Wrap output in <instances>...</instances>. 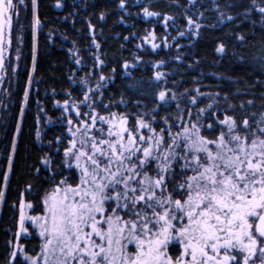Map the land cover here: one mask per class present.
<instances>
[{"label":"snow or ice","instance_id":"snow-or-ice-1","mask_svg":"<svg viewBox=\"0 0 264 264\" xmlns=\"http://www.w3.org/2000/svg\"><path fill=\"white\" fill-rule=\"evenodd\" d=\"M126 4L127 0H119L121 9ZM190 4L194 6L196 0ZM29 8L30 27L37 32L39 0H0V71H4L6 52L12 49L14 26L15 58L20 59L19 45L29 26L21 21V9L27 17ZM216 11L221 23L236 19L218 2ZM252 11L259 12L264 22V0H251V8L240 15L248 18ZM143 13L161 15L147 7ZM104 17L102 12L100 19ZM163 19L166 25L175 20ZM187 25L195 35L202 27L192 17H187ZM143 39L152 42L156 37L153 32ZM237 39L247 42L245 35ZM157 47L153 42L152 48ZM225 50L223 43L216 49ZM254 59L264 66V46ZM95 60L104 64L98 56ZM164 63L154 65L157 70L150 87L166 84L168 73L159 70ZM122 67L131 77L129 70L136 63L125 61ZM32 71H36L35 56ZM115 71L108 77L101 73L94 88L82 80V99L64 102L67 135H57L55 145L59 152V145L65 143L62 164L74 175L61 172L57 179L51 157L42 159L52 177L51 187L39 197V215L29 214L34 210L31 201H19L7 264H264V94L261 109L248 112L246 106L254 107V99L233 104L220 92L205 93L197 87L178 93L165 87L152 94L149 107L144 82L133 77L128 87L139 92L133 105L137 111L115 112L103 102V88L115 78ZM201 97L210 102L200 106ZM23 102L27 105L28 92ZM173 102L175 113L170 111ZM23 115L21 110V119ZM15 152L13 141L2 178L4 190ZM32 187L28 184L26 191ZM4 190H0V205ZM30 227L38 231V251L26 250L20 242L21 235L30 234Z\"/></svg>","mask_w":264,"mask_h":264},{"label":"trees","instance_id":"trees-1","mask_svg":"<svg viewBox=\"0 0 264 264\" xmlns=\"http://www.w3.org/2000/svg\"><path fill=\"white\" fill-rule=\"evenodd\" d=\"M217 2L236 19L221 23ZM57 3L62 6L57 7ZM144 7L161 15L147 17ZM246 8H251V0H196L194 6L190 0H127L123 9L119 7V0H39L41 26L35 34L30 28L31 9L27 17L21 9V21L29 26L25 27L23 42L19 45L20 59L15 58L18 45L14 26L12 49L6 52L4 71L0 72L3 77L0 79V190H4L2 178L7 171L24 93L28 92L20 134L15 139L13 170L4 190V203L0 205V264H7L11 250L9 241L14 240L17 231L19 201L24 199L34 204L29 214H41L39 197L43 190L51 187L52 179L42 159L51 157L57 179L61 172L65 176L74 175L62 164L65 143L59 145L61 151L57 152L55 137L67 135L63 118L68 113L64 112L63 104L66 100L71 103L82 99L85 88L82 80H87L94 88L101 73L108 77L113 75L112 69H116L115 78L103 88V102L115 112L137 111L133 105L139 92L128 87L133 77L144 82L142 88L149 93L145 101L149 107L152 94L159 89L167 87L182 93L198 87L205 93L227 94L233 104L254 99L255 106H246V111L261 109L264 66L254 57L260 55L264 46V22L257 11L250 12L248 18L240 15ZM102 12L105 17L101 20ZM201 12L204 13L202 18L198 16ZM165 16L175 20L166 25ZM187 17L201 23L198 35L189 30ZM153 32L155 41L143 39ZM180 32L185 35L180 36ZM237 35H245L247 42L239 41ZM153 42L159 47L153 49ZM220 43L225 45L224 53L216 51ZM33 56L35 72L32 71ZM97 56L104 61L102 66L97 64ZM178 56L181 59H176ZM134 57H139V61ZM125 61L136 63V67L129 70L131 77L122 67ZM160 61L165 63L159 70L168 73L166 84L153 83L150 87L149 82L157 70L154 65ZM29 77L32 79L30 87ZM121 99L124 103H120ZM208 102L200 98V106ZM97 110L104 114L99 107ZM81 111L87 109L81 108ZM170 111L175 113L174 102ZM164 114L162 111L161 115ZM236 114H241L239 109ZM72 118L76 119L74 113ZM37 168L39 173L35 171ZM28 184L33 186L31 192L26 191ZM29 233L21 235L20 242L26 250L38 251L41 243L38 232L30 227ZM18 259L23 261L22 256Z\"/></svg>","mask_w":264,"mask_h":264},{"label":"rangeland","instance_id":"rangeland-1","mask_svg":"<svg viewBox=\"0 0 264 264\" xmlns=\"http://www.w3.org/2000/svg\"><path fill=\"white\" fill-rule=\"evenodd\" d=\"M31 28V27H30ZM33 32H34V30H33ZM34 34H35V32H34ZM26 105L23 103V108H22V110L24 109V107H25ZM21 116H20V118H19V122H18V126L20 127V124H21ZM16 136H17V134L15 135V139H16ZM15 139H14V141H15ZM36 230V229H35ZM37 231V230H36ZM38 232V231H37Z\"/></svg>","mask_w":264,"mask_h":264},{"label":"water","instance_id":"water-1","mask_svg":"<svg viewBox=\"0 0 264 264\" xmlns=\"http://www.w3.org/2000/svg\"><path fill=\"white\" fill-rule=\"evenodd\" d=\"M1 72V71H0Z\"/></svg>","mask_w":264,"mask_h":264}]
</instances>
